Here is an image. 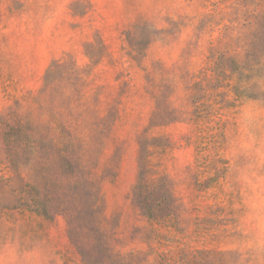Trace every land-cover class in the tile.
<instances>
[{"label":"rangeland","instance_id":"1","mask_svg":"<svg viewBox=\"0 0 264 264\" xmlns=\"http://www.w3.org/2000/svg\"><path fill=\"white\" fill-rule=\"evenodd\" d=\"M0 264H264V0H0Z\"/></svg>","mask_w":264,"mask_h":264}]
</instances>
